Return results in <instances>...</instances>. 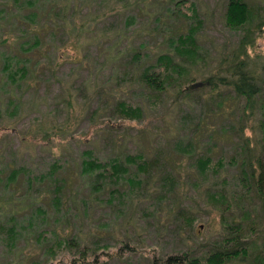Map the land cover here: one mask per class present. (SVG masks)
Here are the masks:
<instances>
[{"label":"rangeland","instance_id":"1","mask_svg":"<svg viewBox=\"0 0 264 264\" xmlns=\"http://www.w3.org/2000/svg\"><path fill=\"white\" fill-rule=\"evenodd\" d=\"M246 1L257 10L264 6V0ZM225 3L182 0L177 12L169 0H0V264L43 259L48 246L35 242L37 234L33 235L41 228L49 230V235L68 238L78 230L90 231L91 237L85 241L88 246L96 239V243L105 244L96 252L118 250L124 233L128 238L137 235L134 240L141 241L136 250L134 246L121 257L99 254L97 260L91 255L90 264H152L153 256L181 249L196 254L215 245L228 233L225 227L223 232V222H237L243 212L258 208V200L246 193L237 173L244 156L242 136L264 165V107L241 114L243 102L235 101L224 86L219 89V106L205 86L184 92L178 100L174 90L154 97L136 79L143 67L153 64L167 49V38L186 31L189 20L183 15L192 16L194 8L201 20L196 36L205 50L200 53L205 55L199 54L189 65L182 64L186 67L180 71L184 87L204 81L213 63L217 64V50L225 44V48L232 47L238 36L224 25ZM249 29L254 38L247 45L248 54L264 60V25ZM135 51L139 58L133 65L129 61ZM7 55L14 66L27 68L16 84L2 77L1 65ZM117 100L140 106L141 116L113 118ZM259 101L264 106V97ZM220 111L225 116L218 115ZM227 116L236 126L243 122L241 134L236 135L233 129L222 132ZM204 121L221 132L187 127ZM133 154L154 160L159 167L150 168L144 185L136 190L125 178L114 182L108 175L83 172V159L91 157L101 162L120 158L127 174L136 173V164L125 160ZM201 155L210 156L213 162L223 159V163L216 166L212 162L213 166L200 171L196 159ZM55 160L60 166L51 178L37 177ZM12 170H18L13 178ZM167 175L176 181L172 190L163 181ZM56 178H67L76 193L70 191V196L78 197L76 202L70 203L66 196L60 205L54 202L51 190L54 193ZM221 180L227 181L224 186ZM101 181V191L95 192L93 186ZM111 187L130 193L133 204L128 199L129 204L120 208L131 211L129 222L119 216L116 199L104 202ZM212 195L222 196L221 205ZM93 196L100 201L95 202ZM80 199L87 200L82 207ZM6 202L8 208H4ZM256 212H252L255 218ZM11 215L14 224L32 225L23 229L28 237L22 234L13 248H8L3 227ZM186 215L195 218L191 226L184 223ZM108 221V232L93 237L101 234L97 228ZM179 226L184 229L177 232ZM17 229L22 231L18 225ZM253 237L248 235V239ZM253 246L249 248L258 252L264 243L258 240ZM56 253L66 260L65 249Z\"/></svg>","mask_w":264,"mask_h":264},{"label":"trees","instance_id":"2","mask_svg":"<svg viewBox=\"0 0 264 264\" xmlns=\"http://www.w3.org/2000/svg\"><path fill=\"white\" fill-rule=\"evenodd\" d=\"M181 1L182 0H169V2H172V4H174V11L179 12V8H176V6H178ZM170 13H172V11H170ZM191 15L192 16L183 15V17L189 20L186 31L177 32V34H173L171 39H166L167 49L161 54L157 55L153 64L146 65L141 69L138 76L136 77L137 81H139L141 85L149 88L151 90L150 93L154 95V97H157V95L159 94H165L170 91L172 92L174 90L175 92L173 93L175 94V100H178L179 96H181L184 92L187 93L188 90L205 86L210 88L212 90V93L215 92L214 94L210 93V95L212 96V100H214L215 97L217 98V100L215 101H217L216 104H218V106L222 102L220 99L222 94L219 89L221 86H224L225 88H228V90H231L233 99L235 101L243 102V104L241 105V114L246 113L245 111H247V109L255 110L261 108L262 111V108L264 106H262L259 100L264 97V60H261L259 56L251 57L248 54L247 45L251 44V41L254 38L253 33L252 35L250 34L249 28L252 26V28L254 27L256 28V30H258L261 26L264 25V6H262L260 10H257L255 7L250 6L246 0H226L224 11V25L229 30L235 31V33L238 35L236 38V42L230 48H225V44L221 49L217 50V64L214 66V63L210 62L213 63V66L208 71V73L206 74V79L203 81L206 83L194 88L183 86V77L181 73L182 70L180 71L181 68L186 67L182 66V64L189 65L193 63L197 58H199V54L200 56H202V58L205 55V52H203L205 50L201 48V45L198 42L196 36L198 28L201 24V20L197 17L198 15L197 12H195L194 8L191 12ZM259 19L261 20L257 22ZM200 49L203 50L201 53ZM138 58L139 52H133L130 56L129 63L134 65V61H137ZM175 59H178V61H175ZM154 66L156 67V70L154 69ZM26 70L27 68L23 65L14 66L13 62H11V56H4L1 65V73L2 77H6L7 81H9L11 84L18 83L26 74ZM113 110V112L115 113L113 115V118L117 119H138L141 116L142 111L140 106L129 104L124 100L115 101ZM218 110L221 109L219 108ZM97 111L98 108L95 109L94 112ZM224 112H221L218 115L225 116ZM199 114H203V111L199 112ZM107 118H111V115ZM238 119L240 120L241 117H239ZM226 122L227 125H225V130H223L222 132H232L230 130L233 129V132H235V134L237 135L239 133L241 134L245 127L243 125V122L240 123L239 126H236L232 121H230L228 116L226 117ZM208 125L210 126L207 127ZM211 125L212 124H207L204 121L201 123H192L191 126L187 127H192L195 130L204 127L205 129L212 130L206 131L209 133H215L214 130L217 131V134L218 132H221V128H216ZM225 135L230 137L227 133ZM240 138H242V142L240 144L241 152H243L244 156L241 159V165L239 168V172L237 173V178L241 177L243 179V185L245 186L246 193H249V195L254 200H258V208L254 209L258 211L255 213L256 218L252 214L254 210H249L252 211L251 213L247 212L248 210H246V212H243L242 216L240 215L237 222L233 220V223L230 224L229 222L227 223L226 221H222L223 232L226 228L228 230V233L226 235L222 234L221 240L215 241V245L209 246L206 249L204 248V250H200L196 254L189 253L190 251L188 249H181L180 252H171L163 257L153 256L152 264H262L264 260L260 259V255L264 256V248L259 250L258 252H255L253 248H249V246H257L258 240L264 243V223L262 224V222L264 221V165L259 159L258 155L254 152V148L248 145L247 138H244L243 136ZM219 159L213 162L210 156L201 155L196 159V163L201 171V169L206 170L213 166L211 165L212 162L214 165L217 164L216 166L221 165L223 163V159ZM125 160L129 163L136 164V173L129 172V174H127V166H125L120 158H113L108 162H101L91 157L83 159V164H85L83 167V172H86L90 176L108 175L107 177H113L112 179H110V181L114 182L118 181V179L120 178H125L131 184L132 190H136L138 185H140L141 183L142 185H144L145 180H147L145 176H148L147 174L145 175V173H148V170L150 168H159L156 167V162L154 160L146 158L144 159L141 154L127 155L125 156ZM59 166L60 164L57 163V160H55L50 164L48 170L41 172L37 177L51 178V175H53L55 169H58ZM107 167H109L110 169ZM20 170L27 173V171L24 169ZM17 172L18 170H12L10 177L13 178L14 176H12V174L15 175ZM141 173H143V175H141ZM169 175H167L168 178H163V181L164 183H166L165 185L169 184V188L172 190L176 181H173V178ZM28 180H30V177L28 178ZM66 180L67 178H56L54 180L55 184L53 187H55V191L53 193L51 190V193L54 195V202H56L58 205L61 204V198H63V196L69 197L70 203L76 202V200H78V197L70 196V191L74 193L75 191L69 188V183ZM114 182L110 183L114 184ZM221 182V185L224 186L227 181L221 180ZM102 183L103 181H101L100 183L97 182L92 189H94L95 192L101 191ZM209 189V187L206 188V190ZM66 191L68 192L66 193ZM106 193L107 196L104 202H111L116 199L119 206L116 209L120 214L118 215L122 218H126L127 222H129V219L131 218V215H129V213L131 211H126L125 209L127 207H125L123 212L120 210V208L124 203L129 204V202H127L128 199V201H130V204H133V199L130 200L129 198L130 193H127L125 189L119 190L118 188L113 187L107 190ZM212 197L215 200L214 202H217L221 205V195L218 197L212 195ZM92 198L95 202L99 199V197L97 199V196H93ZM83 203L86 204L87 200L80 199L79 206L82 207ZM4 204V208H8V202ZM223 211H225V209H223ZM221 214L223 215V213ZM76 216L79 217V215ZM186 216L187 217H183L184 223L191 226L194 221L193 219L195 218L192 215ZM251 218L253 220L252 224ZM13 219L14 218L11 215L8 221H6V223L4 224L6 226L3 227L5 230L6 245L8 248H13L12 246H14L15 240L18 239L22 234L25 233L24 236L26 235L28 237V232H25L23 229H28L32 225V222L28 221H26L28 223L25 224H23L24 222L21 221L17 222L18 224H14ZM17 225L20 226V229H22L21 232L17 229ZM109 225L110 221L106 222L103 228L98 227L97 230L101 229L103 233L101 232L100 235L95 234L93 237L99 238L101 236H104L108 232L107 228ZM248 226L250 227L248 228ZM183 229V226H179L176 228V231L180 232ZM48 231L49 230H46L45 228H41L37 229V231H35V234H33L35 237L37 234V240H35V242L39 241L44 246H48L47 250H49L46 251V254L43 251L45 255L43 259L31 260L30 262H28V264H64V262L62 261L64 259L63 255L58 256V254L56 253L60 248L65 249L64 255L67 256V258L66 260L64 259V261L67 264H90L92 259L91 255H93L94 260L98 259L99 254H107L111 257L118 255V257H121L124 251H132L134 246V250H136V245L141 241V239L139 238H137L138 242L134 240L137 235L135 237L128 238V235L124 233L122 236V240H120L121 246L118 250H102L101 252H96L98 248L104 249L105 244L100 245L96 243V241H98V239H96V241L93 242V245L88 246L89 244H87L85 241H87V239L91 237L90 231L87 232L86 230H84L81 232L80 230H78V233H75L69 238L67 236L59 235L58 233L57 235H53V233L49 235ZM52 232L56 233L55 230ZM256 232L258 234H256ZM250 233L255 237L248 239V235H251ZM34 236L31 237V239L35 238ZM257 236H259L258 240ZM186 240L187 239H184L183 242H188ZM88 247H90L91 250ZM255 253H257L256 256ZM253 256H255V258ZM253 258L259 262L256 263V260L254 261ZM13 264L25 263L21 260H17Z\"/></svg>","mask_w":264,"mask_h":264},{"label":"water","instance_id":"3","mask_svg":"<svg viewBox=\"0 0 264 264\" xmlns=\"http://www.w3.org/2000/svg\"><path fill=\"white\" fill-rule=\"evenodd\" d=\"M204 83H206V82H203V81H196V82L190 83L187 87H188V88H194V87H197V86L203 85Z\"/></svg>","mask_w":264,"mask_h":264}]
</instances>
